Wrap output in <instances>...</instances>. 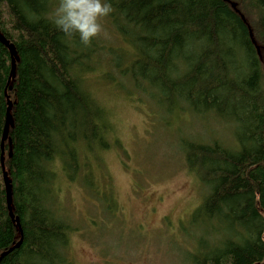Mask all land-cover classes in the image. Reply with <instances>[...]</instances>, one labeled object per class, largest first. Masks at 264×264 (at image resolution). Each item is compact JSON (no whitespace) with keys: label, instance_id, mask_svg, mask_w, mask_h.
Segmentation results:
<instances>
[{"label":"trees","instance_id":"16d2710c","mask_svg":"<svg viewBox=\"0 0 264 264\" xmlns=\"http://www.w3.org/2000/svg\"><path fill=\"white\" fill-rule=\"evenodd\" d=\"M54 1L0 0V32L18 57L9 84L12 59L0 43V256L23 238L0 264H71L73 227L55 204V164L75 179L83 147L110 148L84 76L105 48L58 32ZM110 2L115 29L134 49L129 57L107 50L112 69L170 113L212 114L234 127L236 148L183 142L188 169L209 191L193 215L202 233L192 264H264V0ZM7 96L14 124L3 150ZM3 154L23 235L7 205Z\"/></svg>","mask_w":264,"mask_h":264},{"label":"rangeland","instance_id":"374dc122","mask_svg":"<svg viewBox=\"0 0 264 264\" xmlns=\"http://www.w3.org/2000/svg\"><path fill=\"white\" fill-rule=\"evenodd\" d=\"M57 7L55 0L54 11ZM102 24L106 35L96 41L105 50L102 57L94 54L95 71L84 76L104 110L110 148L83 147L75 179L59 160L55 164V204L73 227L68 259L71 264H192L202 233L193 215L209 191L188 169L183 142L218 141L236 148L234 127L212 114L179 108L170 113L137 91L112 69L106 54L115 48L129 57L134 49L110 17ZM109 72L114 81L105 77Z\"/></svg>","mask_w":264,"mask_h":264},{"label":"clouds","instance_id":"9594fccd","mask_svg":"<svg viewBox=\"0 0 264 264\" xmlns=\"http://www.w3.org/2000/svg\"><path fill=\"white\" fill-rule=\"evenodd\" d=\"M114 11L110 0H58L53 23L65 38L79 39L88 47L106 35L102 21Z\"/></svg>","mask_w":264,"mask_h":264},{"label":"water","instance_id":"95a60500","mask_svg":"<svg viewBox=\"0 0 264 264\" xmlns=\"http://www.w3.org/2000/svg\"><path fill=\"white\" fill-rule=\"evenodd\" d=\"M225 1H228V0H225ZM232 7L236 8V5L232 4ZM0 43L2 45H4L7 49H9L10 55H11V59H12V76H11V79L9 81V84H10L12 82V80L15 79L16 64L18 62L17 52H16V49H15V46L13 44H11V42L9 40H7L6 37L1 32H0ZM7 99H8V110H7L6 123H5V127H4L3 138H2V149L3 150H4L5 143H6V141L9 138L10 128L14 124V120H13V116H12L13 103H12V101L9 100L10 98L8 96H7ZM2 166H3V170H4V182H5L6 193H7V205H8L9 213H10L11 219H13L15 221V223L17 224V226L19 227L21 235H23V232H22V229H21V225H20V221H19L18 218H15V215H14V212H13V190H12L11 181L9 180L8 174L5 172L4 154H3V157H2ZM22 242H23V238L13 248H11L8 251L4 252L0 256V262L5 257H7L9 254H11L14 250L19 249L20 246L22 245Z\"/></svg>","mask_w":264,"mask_h":264}]
</instances>
